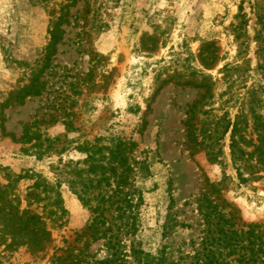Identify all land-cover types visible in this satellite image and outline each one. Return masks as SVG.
Segmentation results:
<instances>
[{"label": "rangeland", "instance_id": "rangeland-1", "mask_svg": "<svg viewBox=\"0 0 264 264\" xmlns=\"http://www.w3.org/2000/svg\"><path fill=\"white\" fill-rule=\"evenodd\" d=\"M134 250L264 264V0H0V264Z\"/></svg>", "mask_w": 264, "mask_h": 264}, {"label": "trees", "instance_id": "trees-1", "mask_svg": "<svg viewBox=\"0 0 264 264\" xmlns=\"http://www.w3.org/2000/svg\"><path fill=\"white\" fill-rule=\"evenodd\" d=\"M55 43H56V39L54 37V40L51 41L50 46L55 45ZM96 219L98 220V224H99V222L104 224V221H102L101 216L100 217L98 216ZM126 233L128 234L130 232L128 231ZM133 255H137L136 260L139 264H141V263L142 264H167V262H168L164 250H161L158 255H152V254H148V253H145L142 251L137 252L134 250ZM125 257H126V255H123V257H120L119 251H118V253L112 254V258H108V260L106 262L104 261L105 263L102 262L101 264H129V262L127 261V259Z\"/></svg>", "mask_w": 264, "mask_h": 264}]
</instances>
